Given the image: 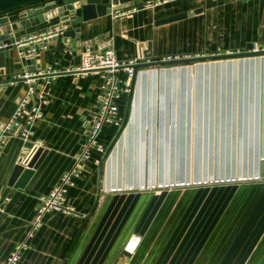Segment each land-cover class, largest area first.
I'll use <instances>...</instances> for the list:
<instances>
[{
    "label": "crops",
    "instance_id": "0c3cea01",
    "mask_svg": "<svg viewBox=\"0 0 264 264\" xmlns=\"http://www.w3.org/2000/svg\"><path fill=\"white\" fill-rule=\"evenodd\" d=\"M130 9L73 26L80 39L53 36L28 54L32 64L18 41L4 57L0 131L28 88L16 77L66 71L54 75L26 141L47 150L38 167L12 181L31 150L14 133L0 143V264L22 242L18 264H264V51L251 50L264 47V0H139ZM60 22L20 35L42 37ZM107 38L120 60L145 65L117 99L125 123L102 128L106 151L92 150L67 192L75 212L47 213L29 236L97 113L100 77L77 67Z\"/></svg>",
    "mask_w": 264,
    "mask_h": 264
},
{
    "label": "built area",
    "instance_id": "2783aa9c",
    "mask_svg": "<svg viewBox=\"0 0 264 264\" xmlns=\"http://www.w3.org/2000/svg\"><path fill=\"white\" fill-rule=\"evenodd\" d=\"M135 9V8H134ZM131 9L120 10L114 13L115 16L129 12ZM61 34V29L45 32L42 37L30 35L29 37L19 40V46L30 45L31 43H39L44 39ZM253 52L264 51V47H255L251 49ZM36 49L32 48L28 54H32ZM21 54L24 53L21 51ZM143 65L138 59L130 61L120 60L116 55L115 44L111 38H107L105 43L97 49L88 47L82 52L81 64L77 67L79 72H94L99 75L101 81V92L99 95L98 110L91 122L88 133L81 146V152L76 156L75 164L70 171L63 174L57 184L53 187L49 194L43 196L39 203L35 218L32 222L31 232L29 236L39 228L47 213L51 211H59L66 214L75 212V209L67 201V192L70 186L74 184V179L78 177L86 166V162L91 157L93 149L105 152L106 148L98 141V136L104 125L112 124L122 127L125 118L120 112L117 99L123 95H129L133 90L134 78ZM69 70V69H68ZM66 70H56L51 66L44 70L43 83L38 81V86H31L32 81L25 73L16 78L24 76L28 81V88L25 95L19 99L14 113L9 121L0 131V143L7 134H16L24 141H27L33 131L34 124L41 118L42 109L51 102L52 91L51 84L53 77L57 72H65ZM39 72L38 75H41ZM37 75L35 73L33 76ZM264 179V167L261 177ZM139 241V238H138ZM27 247L26 242L16 245L10 257L4 264H18L22 250Z\"/></svg>",
    "mask_w": 264,
    "mask_h": 264
},
{
    "label": "water",
    "instance_id": "95a60500",
    "mask_svg": "<svg viewBox=\"0 0 264 264\" xmlns=\"http://www.w3.org/2000/svg\"><path fill=\"white\" fill-rule=\"evenodd\" d=\"M46 1L48 0H0V67L4 66L6 55L14 56V51L18 47L17 41L26 38L20 35L24 28L44 23L53 17H60L61 22L49 27L45 32L61 29L63 37L80 39L81 27L74 28L73 26L108 14H114L120 10L129 9L134 2L139 3V0H57L54 4L35 8V6ZM79 9L81 14L77 15ZM185 16L186 13H182L163 19L160 22L165 23ZM8 27L12 29L13 35H10ZM50 38L39 43L19 46L18 50L28 57V64H32L33 57H29L28 51L32 48L39 49L40 44L47 42ZM170 62L172 61H161L160 64L167 65ZM26 70L34 71L35 68L28 67ZM39 72H42V74L30 77V79H35L31 83L34 88L38 86L37 80L44 76L43 70H39ZM24 150H31V152L25 160L21 157L16 164L12 181L21 176L24 171L32 173L47 152L42 146L34 147V143L26 141Z\"/></svg>",
    "mask_w": 264,
    "mask_h": 264
}]
</instances>
